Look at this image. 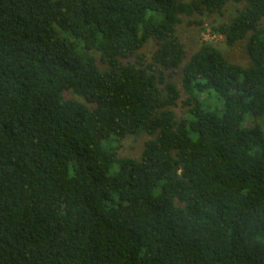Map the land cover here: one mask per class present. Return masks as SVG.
<instances>
[{
	"label": "trees",
	"instance_id": "1",
	"mask_svg": "<svg viewBox=\"0 0 264 264\" xmlns=\"http://www.w3.org/2000/svg\"><path fill=\"white\" fill-rule=\"evenodd\" d=\"M263 117L264 0H0V264H264Z\"/></svg>",
	"mask_w": 264,
	"mask_h": 264
},
{
	"label": "rangeland",
	"instance_id": "2",
	"mask_svg": "<svg viewBox=\"0 0 264 264\" xmlns=\"http://www.w3.org/2000/svg\"><path fill=\"white\" fill-rule=\"evenodd\" d=\"M238 8H241V6H236L234 3H229L221 15L216 14L210 17L203 16L194 18L184 17L182 24L178 27V36L185 45L187 58H190L194 53H196L202 44L208 43L213 44L218 49H220L230 61L241 65H246L248 62V55L245 50L246 42L244 41L238 43L234 47H228L224 38L213 32L214 27L230 22V20L236 14ZM195 22H202V25H199ZM155 49V43H151L150 45L146 46L142 52L145 53L148 58H150ZM94 55L98 59L100 58L99 53H94ZM175 80L179 88H182L180 78L176 77ZM73 98L82 101L76 96H73ZM260 122L264 128V117ZM253 125V120L249 118L246 119L244 126L246 129L252 127ZM147 139V137H130L126 139L120 144V156L135 159L139 158L143 151L144 142Z\"/></svg>",
	"mask_w": 264,
	"mask_h": 264
}]
</instances>
